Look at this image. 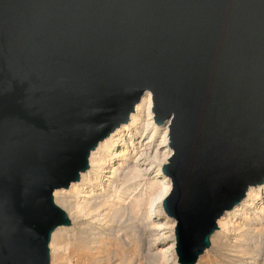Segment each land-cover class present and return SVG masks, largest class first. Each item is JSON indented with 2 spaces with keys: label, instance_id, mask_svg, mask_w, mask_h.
Wrapping results in <instances>:
<instances>
[{
  "label": "water",
  "instance_id": "water-1",
  "mask_svg": "<svg viewBox=\"0 0 264 264\" xmlns=\"http://www.w3.org/2000/svg\"><path fill=\"white\" fill-rule=\"evenodd\" d=\"M169 121L178 264L264 183V0H0V264H51L54 203L145 94Z\"/></svg>",
  "mask_w": 264,
  "mask_h": 264
},
{
  "label": "bare ground",
  "instance_id": "bare-ground-1",
  "mask_svg": "<svg viewBox=\"0 0 264 264\" xmlns=\"http://www.w3.org/2000/svg\"><path fill=\"white\" fill-rule=\"evenodd\" d=\"M152 107L147 93L90 154L78 181L54 192L69 224L51 235V264H178L175 222L161 208L171 189L161 173L172 154L169 121L157 126ZM195 264H264V183L220 216Z\"/></svg>",
  "mask_w": 264,
  "mask_h": 264
},
{
  "label": "rangeland",
  "instance_id": "rangeland-1",
  "mask_svg": "<svg viewBox=\"0 0 264 264\" xmlns=\"http://www.w3.org/2000/svg\"><path fill=\"white\" fill-rule=\"evenodd\" d=\"M169 149H170V148H169ZM251 190H254V189H251ZM255 192H256V191H254V193H255ZM244 199H245V198H244ZM154 210H155V215H156V217L158 216V217L161 218V217H162V214H161V213L159 214V209H158V207H156ZM165 242L169 244V243H170V239H168V240L165 241Z\"/></svg>",
  "mask_w": 264,
  "mask_h": 264
}]
</instances>
